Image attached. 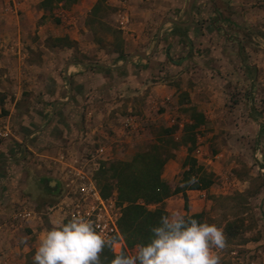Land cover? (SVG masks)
Instances as JSON below:
<instances>
[{
    "label": "rangeland",
    "instance_id": "obj_1",
    "mask_svg": "<svg viewBox=\"0 0 264 264\" xmlns=\"http://www.w3.org/2000/svg\"><path fill=\"white\" fill-rule=\"evenodd\" d=\"M231 1H194L192 15L199 37L183 53L173 54L177 60L186 56L185 64L176 69L173 80L167 81L174 87L173 91H165L163 86L148 87L144 89L146 93L135 96L139 99L135 109L129 110L126 106L123 111L113 109L108 114L109 121L118 126L127 116H133L136 126L123 124L122 130H114V126L103 123L102 131H94L93 123L97 120L89 107L88 82L74 81L72 85L78 86L79 91L56 111V119L64 117L67 123L55 127L54 133L71 135L76 140L82 135L80 151L84 156L99 144L108 147L106 135H116L118 131L120 141L112 149L113 156L105 160L114 163L98 175L103 184H116L118 177L114 173L120 162L133 163L135 158H144L131 166V183L147 176V152L164 159L161 179L170 187L171 194L158 203L136 197L137 191L130 198L144 203L148 209L163 208L166 215L199 214L198 221L222 227L226 246L215 250L219 264H264V0H248L245 5L252 9L253 15L247 16L252 18L253 25L236 22ZM146 2L0 0V29H6L0 30V57L6 56L7 62H14L17 72L26 73V77L17 79L0 62V85L6 81L13 86L12 91L0 90L1 129H7L4 125L9 123L8 115H12L11 121L14 115L20 117L21 101L32 107L33 118H37L40 102L45 100L41 95L43 78L50 85V92L58 78L62 85L59 93L62 97L68 95L69 80L65 75L68 62L113 63L116 53L119 55L125 49L143 51L146 47L150 50L158 40L159 18L171 17L173 12L156 15V23L148 34L150 41L145 46L147 40L143 36L135 45L134 41H126L125 36H129L130 24L138 17L136 9ZM174 2L148 0L156 10L167 7L172 10ZM187 3L184 0V6ZM29 6L30 13H27ZM187 18L184 13L181 19ZM203 27L204 37L201 36ZM129 43L133 46L128 47ZM6 50L7 53L2 52ZM73 67L70 68L72 75L76 72ZM12 80L17 87L20 85V93L16 94L17 87L12 85ZM55 90L56 87L52 92ZM154 90L161 92L157 93L160 97H151L149 92L152 94ZM56 98V93L49 97V109ZM195 110L199 122L189 130L188 124L196 121ZM65 150L68 155L72 152ZM189 156L196 158L197 165L211 175L212 182L200 189L186 187L185 200L183 191L175 193L174 190L184 185L182 178ZM114 192L117 195L116 188ZM66 193L64 190L67 200ZM128 203L131 201H124L122 208ZM139 247L140 244H135L126 250L133 255Z\"/></svg>",
    "mask_w": 264,
    "mask_h": 264
},
{
    "label": "crops",
    "instance_id": "obj_2",
    "mask_svg": "<svg viewBox=\"0 0 264 264\" xmlns=\"http://www.w3.org/2000/svg\"><path fill=\"white\" fill-rule=\"evenodd\" d=\"M90 1L92 4L96 0ZM174 1L171 6L172 10H168L169 7L156 10L151 5L152 3H148V0L139 9L135 8L138 17L133 19L130 24L129 36H125L126 41H134L135 45L136 42L143 40V36L147 40L145 46L150 41L148 34L152 25L156 23V15L158 16L159 13L166 14L168 11L173 12L170 14L171 17L159 18L158 40L150 50H146V47L143 51L135 48L129 49L131 51L125 49L121 53L119 52V55L116 53L117 58H114L113 63L77 60L68 62L65 66V75L69 80L68 95L62 97L59 93L62 90V85H60L58 78L56 79L55 92H52L55 87L50 92V85L44 82L46 78L42 77V93L39 92L38 94L41 93L46 101L41 100V110L38 111L37 118H33L35 113L32 111V107L26 106L21 101L18 104L21 107L20 110H23L20 112V117L14 115L11 121L12 115L10 114L7 119L9 123L4 125L7 129H1L0 126V264H33L32 258L39 244L40 236L53 227L56 222H65V219H68L63 208V191L66 190L65 178L67 176L66 163H74L82 158L80 148L83 141L82 135L80 139L76 140L71 135L56 134L54 129L67 123L64 117L56 119V111L79 91L78 86L72 85L74 81L77 83L88 82L87 93L91 103L89 107L92 108L90 111L93 112L94 118L97 120L93 123L94 131L96 129L102 131L103 123L107 126H114L115 129L112 128L114 130H119V128L122 130L123 124L118 126L109 121V112L113 109L123 111L126 106L129 110L135 109L137 102H139L136 95L146 93L144 89L148 87L157 89L163 86L165 91H173L174 87L167 84V81L173 80L176 76L174 74L178 71L176 69L182 68L186 58L183 55L177 60L173 54L183 53L184 48L190 47L199 37L195 32L197 26H194L193 21V5L191 11L189 10L190 0L186 6H184V0ZM247 1L232 0L231 4L235 8L237 23L245 22V24L253 25L252 18L247 16L253 15L252 9L245 6ZM30 8V6L26 8L27 13H30ZM184 13L188 16L186 20L181 19ZM164 18H172L178 22L165 20L161 25ZM247 19L249 20L247 21ZM175 25L183 28L181 32L184 35L173 33ZM0 30L6 29L1 27ZM204 30L203 27L202 37L205 35ZM126 45L129 47L132 43ZM138 51L143 54L134 53ZM2 52L7 53V50ZM7 61L9 60L6 56L0 57L2 65H6L11 74L16 75L17 79L26 77V73L22 74L15 70L14 62ZM71 65L75 66L73 68L76 72H73V75L70 70ZM87 66L93 69L82 70L83 67ZM153 78H158L159 81H153ZM6 83L4 81V85H0V90L12 91L13 86L10 83L5 86ZM152 83L156 85L153 86ZM14 84L13 82L12 85ZM19 86H16V94L20 93ZM55 93L58 98L55 99L54 104L49 109L47 101ZM157 93L161 92L155 90L152 94L149 92L153 99L160 97V94ZM100 116L105 118L96 119ZM123 134L124 131L121 135ZM119 136L118 131L116 135H106L105 141L111 153L116 142L120 141ZM65 149L72 150L70 155ZM62 153L66 154L67 159L65 161L60 160ZM53 197L54 199H50ZM23 213H28V215L25 217L19 215Z\"/></svg>",
    "mask_w": 264,
    "mask_h": 264
},
{
    "label": "clouds",
    "instance_id": "obj_3",
    "mask_svg": "<svg viewBox=\"0 0 264 264\" xmlns=\"http://www.w3.org/2000/svg\"><path fill=\"white\" fill-rule=\"evenodd\" d=\"M151 233L135 254L121 252L111 264H219L215 250L226 246L222 227L179 212L161 216ZM110 243L90 221L74 216L40 236L33 264H100V253Z\"/></svg>",
    "mask_w": 264,
    "mask_h": 264
},
{
    "label": "trees",
    "instance_id": "obj_4",
    "mask_svg": "<svg viewBox=\"0 0 264 264\" xmlns=\"http://www.w3.org/2000/svg\"><path fill=\"white\" fill-rule=\"evenodd\" d=\"M182 29V27L175 25L173 33L184 35L183 32H181ZM193 112V117L196 121L194 120L195 122L188 124L187 128L190 127L189 130L195 127L199 122L197 115L198 112L196 110ZM167 130L169 129L167 128ZM146 155L149 156L147 159L149 167L146 171L147 176L142 181H139L138 179L131 181V183L129 181V173L130 171L132 172L133 169L131 166H134L135 161L140 159L143 160L144 158H142V156L141 158L139 157V159L135 158L133 163H119L114 173V176L116 178L118 177L116 184H110L107 182L103 184L102 180L98 177L99 174L104 173L105 168L107 169L114 162H102L100 168L95 173L97 184L99 185L103 196L108 197L112 195L116 188L117 199L121 205L126 200L131 201L130 204L128 203L122 208V214L119 219V228L126 243V247L146 243L152 235L151 228L159 223L161 216L166 215L165 209L160 207L148 209L144 203L137 202L135 198L134 200L131 199L132 197L130 198V195L134 191H137L136 197H142L144 201L149 203H158L171 194L170 187L161 179L164 159L156 156H150L152 155L150 152H147ZM185 166H188V168L183 173L182 181L184 185L174 190V192L183 191L186 200V187L190 189L205 188L212 182V177L211 175L206 174L202 166L197 165V160L193 156L187 157ZM185 206H187V202L185 203ZM187 217L196 218L198 220L199 214H192ZM67 220L69 219H65V222H67ZM126 247L122 248L119 253H115L111 243L106 245L100 253V264H111V260L115 257V255L120 254L121 252L129 255Z\"/></svg>",
    "mask_w": 264,
    "mask_h": 264
},
{
    "label": "built area",
    "instance_id": "obj_5",
    "mask_svg": "<svg viewBox=\"0 0 264 264\" xmlns=\"http://www.w3.org/2000/svg\"><path fill=\"white\" fill-rule=\"evenodd\" d=\"M125 127L137 125L133 116H127L123 122ZM112 156L111 150L104 144H99L94 150L88 152L74 163H66L65 186L67 200L63 197V208L68 219L80 216L90 221L94 227L111 241L114 252L119 253L124 246V239L119 228L122 205L115 192L103 196L95 177L96 171L105 160ZM66 154L60 155L65 161ZM27 216L28 213L19 214Z\"/></svg>",
    "mask_w": 264,
    "mask_h": 264
},
{
    "label": "water",
    "instance_id": "obj_6",
    "mask_svg": "<svg viewBox=\"0 0 264 264\" xmlns=\"http://www.w3.org/2000/svg\"><path fill=\"white\" fill-rule=\"evenodd\" d=\"M193 2H194V0H190V8H189V10L191 11V8H192V5H193ZM165 20H170V21H173V22H178V21H176L175 19H172V18H164L163 20H162V22H161V25H163V23L165 22ZM134 53H139V54H143L142 52H140V51H138V52H134ZM131 55V54H130Z\"/></svg>",
    "mask_w": 264,
    "mask_h": 264
}]
</instances>
